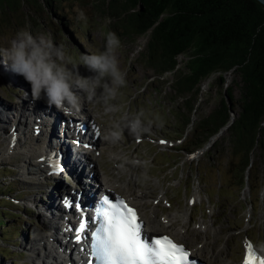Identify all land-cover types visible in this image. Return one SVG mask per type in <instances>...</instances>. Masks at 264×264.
<instances>
[{
	"label": "rangeland",
	"instance_id": "obj_1",
	"mask_svg": "<svg viewBox=\"0 0 264 264\" xmlns=\"http://www.w3.org/2000/svg\"><path fill=\"white\" fill-rule=\"evenodd\" d=\"M110 2L82 0L66 5L72 19L80 25L83 38L69 36L64 28L47 24L40 18H23L26 12L22 11L23 15L17 17L19 24L14 23L15 29L5 28L0 32V47H9L16 33L25 29L34 36L45 35L53 46L64 45L66 54L78 62L83 54L103 50L107 33L114 32L120 41L116 56L119 68L125 74L126 85L119 89L117 98L111 102L116 110L106 113L103 104L92 102L89 105L97 124L104 131L98 135V146L106 153L101 155L96 168L99 167L100 173L105 172L111 180L120 177L122 184L134 179L130 173H122L118 167L130 163L136 168L137 183L131 182V190L137 194L139 190L149 193V204L141 209L137 207L146 225L154 219L157 199L160 204L156 212L160 229L157 234H169L191 250L194 246L200 248L208 243L206 248L220 253L218 258L224 264H243L248 241L264 254V159L256 161L253 157L254 161L260 162L255 172L260 171L257 186H247L241 190L239 180L232 179L229 174L230 143L226 130L202 149L193 147L196 151L191 153L190 141L199 139L201 144L205 139L200 137V133H195L193 127H186L185 123L188 118H192L194 124L198 123L210 115L225 97V92L217 87L218 76L206 80L201 95L185 103L186 99L174 91L178 79L171 74L158 75L151 68L147 54L149 37L136 39L128 35L121 28L119 20L114 21L108 14ZM81 12L86 19L79 18ZM186 61L187 57L180 58V72H184ZM68 67L71 68V64ZM79 73L82 76L90 75L82 66ZM225 78L226 88H234L238 102L243 86L239 74L232 70ZM32 102L30 86L22 77L12 73L0 58V103L9 109L8 118L11 108L17 106L22 107L21 113L26 111L27 114L26 103ZM35 103L53 109L43 100ZM190 107L194 108L193 112ZM236 110L232 118L237 117L238 108ZM140 112L144 113L143 126L147 130L132 135L123 127V120ZM113 122H120L123 131L119 139L113 140L114 146H109L105 144V137L114 130ZM6 125V131L0 134V153L16 146L10 142L13 133L25 126L17 118L9 120ZM23 141L27 143L25 139ZM30 146V157L35 160L34 152L41 149ZM21 151L26 150L18 149L17 153ZM10 154L13 156L9 162L0 163V212L13 214L4 216L8 226L1 224L0 227V264H56L45 258V251L51 244H48L50 239L47 241L43 237L51 235V230L61 227L62 223L58 222V217L46 216L43 209L47 207L45 211L52 212L48 208L51 202L55 204L57 200H51L55 191L50 194V189L58 187V184L62 189L64 186L73 188V185H78L76 175L63 171L59 175L54 174L50 181H44L40 176L26 173L29 178H25L21 166L23 161H29V157L17 156L13 152ZM45 154L48 157L49 154ZM89 154L92 155V151ZM110 154H119L120 157L115 162ZM78 161L81 175L94 173L90 168L85 170L88 157L78 158ZM29 168V173H33L32 167ZM77 171L76 168V174ZM92 179L95 180H90L91 186L97 182V178ZM113 189L117 195L125 198L126 190L121 184H116ZM9 234L11 238L7 236ZM58 237L62 238V235L55 238ZM73 257L69 255L68 259L71 261Z\"/></svg>",
	"mask_w": 264,
	"mask_h": 264
},
{
	"label": "trees",
	"instance_id": "obj_2",
	"mask_svg": "<svg viewBox=\"0 0 264 264\" xmlns=\"http://www.w3.org/2000/svg\"><path fill=\"white\" fill-rule=\"evenodd\" d=\"M81 1L0 0V32L15 29L14 23L19 24L17 17L25 11L23 18L34 16L64 28L69 36L82 37L80 25L66 7ZM110 1L108 14L114 21L119 20L128 35L136 39L149 37L151 68L158 75L171 74L178 79L174 91L186 99L185 103L201 95L206 80L218 76L217 87L225 92V97L198 123L194 124L192 118L185 123L205 139L201 144L199 139L191 140V153L196 151L193 147L202 149L226 130L230 177L239 180L241 190L253 188L260 180V171L255 174L260 162L256 161L264 159V6L257 0ZM183 57L187 61L184 72H180L179 60ZM232 70L243 84L238 102L234 88H226L225 77ZM237 108V117L232 118ZM190 109L193 112L194 108ZM0 213V227L8 226L4 216L13 214ZM7 236L11 238L10 234Z\"/></svg>",
	"mask_w": 264,
	"mask_h": 264
},
{
	"label": "bare ground",
	"instance_id": "obj_3",
	"mask_svg": "<svg viewBox=\"0 0 264 264\" xmlns=\"http://www.w3.org/2000/svg\"><path fill=\"white\" fill-rule=\"evenodd\" d=\"M209 84V83H208ZM82 97V102H81V107L82 111L79 116V119H76V121H80L82 118L83 119H88L90 118V121H93V127L95 131L98 132H104L101 130L99 125L97 124L95 114L92 110V108L89 107L90 103L84 99L83 94H81ZM28 105V111L26 114V111H23L21 113L22 107L17 106L15 109L11 108V115L10 118H8V113L9 109L0 103V134H2L3 131H6L5 126H7V122L9 120H14L18 117L19 113V119L20 121H23L24 123V128L21 129L18 132L13 133V138L10 140L11 143L15 144L16 146L10 147L8 150L5 152L0 153V163L3 162H9L12 159V156L10 152H13L14 154H17V156H24L29 157V161H23L21 168L23 169V177H27L28 175H36L37 177L40 176L41 180L44 181H50L54 176L52 173V167L55 166H63L64 171L70 172V170L73 167H76L79 163L78 158H82V152H85L86 150H92V155H89L88 157V165H86L85 169H92L95 173V176L97 177V182L100 183V186L103 188H106L110 191L114 190V186L116 184H121V186L126 190V194H124L125 199L129 200V202L134 206V207H139L140 209L145 205L149 204L148 201V192H145L143 190H139L138 194L134 191L131 190L132 183L134 182L135 184L137 183L136 178L138 177L137 174L135 173L136 168L132 166L130 163H128V166H119L118 168L121 170L122 173H130V176L134 180H126V183H121L120 177H118L117 180H111L105 172L103 174L100 173L99 167L96 168V165L99 164V160H101V154L105 153V151L99 152V148H95V141L92 140L91 133L88 132L89 136L86 134V132L83 134L86 138L87 136L90 139L84 140L82 139L83 142L82 144L86 143L88 145L85 147V149L82 148V150H71L68 147L67 138H63L64 136H68V134L65 132L64 129V124H62V117L60 114H56V116L53 114L51 110H42L40 107H38L37 104L34 105V103L27 104ZM34 105V108H33ZM21 113V114H20ZM65 114V113H64ZM55 116V117H54ZM65 116H68V114H65ZM37 127L38 130V135L35 134V128ZM26 132V133H25ZM81 132V131H80ZM83 133V132H81ZM86 134V135H85ZM21 135V136H19ZM93 135V134H92ZM40 137V141L38 140ZM23 138V139H22ZM27 142L26 144L24 143V140ZM114 139H109L107 138L106 144L113 145L114 146ZM8 145V144H7ZM30 145H35L38 146L42 152L48 151L49 153H52L54 155V160L58 161L57 163H54V160L51 159V161L48 162V164H43L41 162L35 161L31 156L32 151H31V146ZM19 150H26L21 151L19 153ZM86 151V152H87ZM89 153V152H87ZM97 154V155H96ZM96 155V156H95ZM110 157L112 158L113 161L116 162L120 155H112L110 154ZM32 167L33 173H29V170H31ZM95 167V168H94ZM19 168V167H18ZM91 171V170H90ZM43 173V174H42ZM120 174V172H118ZM69 175V174H68ZM70 176V175H69ZM85 177V176H84ZM87 178V177H86ZM25 180V179H24ZM90 181V179H87ZM88 181V182H89ZM35 182V181H34ZM34 184V183H33ZM52 186V185H51ZM102 188V189H103ZM50 189V188H49ZM68 186H64L63 189L59 186L58 187H52L50 189V194L53 193V198L51 200H55V204L51 202V207L48 208V210H51L52 212L47 213L45 210L47 209L44 208L43 212L45 213L46 216L50 215L51 217H58V222L63 223L62 227L55 228L51 230V235L43 237V239H46L47 241L49 240L50 242L48 244H51V247H48V250L45 251V258L48 261H54L56 264H67V259L65 256H68L71 252H73L74 255H76V250L78 246L74 245V237H76V234H72V231L70 232V222H66L64 218H61V216H64L66 213L67 215H71L73 218L76 216V209L77 207L75 206H70L69 201L72 202V205L76 204V201H78V196L82 192L86 198L83 201V206L87 208L89 206L88 204V199L89 195H86L80 185H73V188H69ZM97 193H94V196H96ZM52 196V195H50ZM80 197V196H79ZM150 199V198H149ZM83 200V197L79 198V202L81 203ZM65 203H68V207L65 206ZM50 204V202H49ZM47 204V206L49 205ZM156 204V209L154 210L155 213H153V218L149 223L148 227L152 228L154 232H160L159 227L157 226L158 218L156 215L157 208L160 205L158 199L155 202ZM155 215V217H154ZM88 222L91 221V217L87 218ZM69 224V225H68ZM144 233L148 234V232L144 231ZM48 234V233H47ZM62 235L63 238L57 237L58 235ZM74 236V237H73ZM217 238V236H216ZM41 241H43L41 239ZM37 242V241H36ZM39 242V241H38ZM208 246V243L206 246H202L200 248L198 247H193L192 248V253L193 257L200 259L203 261L204 264H224L223 261H220L218 258V255L220 256V253H216L215 249H212V251L208 250L206 248ZM211 246V245H210ZM257 260H264V255H261L260 253L257 254L256 256ZM241 260V259H240ZM225 261V260H224ZM240 262V261H239ZM72 263V259L71 262ZM73 263L74 259H73ZM245 264V262H243Z\"/></svg>",
	"mask_w": 264,
	"mask_h": 264
},
{
	"label": "clouds",
	"instance_id": "obj_4",
	"mask_svg": "<svg viewBox=\"0 0 264 264\" xmlns=\"http://www.w3.org/2000/svg\"><path fill=\"white\" fill-rule=\"evenodd\" d=\"M80 19H86L83 12ZM103 50L83 54L73 61L65 52L64 45L53 46L43 34L33 35L25 29L16 33L9 47H0V58L7 68L20 76L30 86L32 100H43L48 107L70 114L79 110L81 94L87 102L105 105V112H112L119 89L126 85L125 74L120 70L116 49L120 41L114 32H108ZM71 64V68L68 65ZM90 73L82 76L79 67ZM27 95V93H26ZM144 113H137L123 120V127L132 135H139L144 128ZM123 119V118H122ZM113 131L105 138L119 139L122 135L120 122H113Z\"/></svg>",
	"mask_w": 264,
	"mask_h": 264
},
{
	"label": "snow or ice",
	"instance_id": "obj_5",
	"mask_svg": "<svg viewBox=\"0 0 264 264\" xmlns=\"http://www.w3.org/2000/svg\"><path fill=\"white\" fill-rule=\"evenodd\" d=\"M87 146V145H86ZM70 206L79 208L78 204ZM96 226L89 233L93 260L90 264H193L189 253L182 246H177L168 237L141 239L136 211L128 207L122 200L115 203L102 198L95 209L93 221ZM71 230V229H70ZM88 230V224L79 222L75 229L76 240ZM252 264H264L257 260L253 253ZM245 264H250L246 259Z\"/></svg>",
	"mask_w": 264,
	"mask_h": 264
},
{
	"label": "water",
	"instance_id": "obj_6",
	"mask_svg": "<svg viewBox=\"0 0 264 264\" xmlns=\"http://www.w3.org/2000/svg\"><path fill=\"white\" fill-rule=\"evenodd\" d=\"M257 1L264 6V0H257Z\"/></svg>",
	"mask_w": 264,
	"mask_h": 264
}]
</instances>
